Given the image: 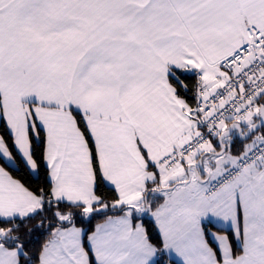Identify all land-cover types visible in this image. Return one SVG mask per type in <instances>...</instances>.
Wrapping results in <instances>:
<instances>
[{
    "label": "snow or ice",
    "instance_id": "6c2138e0",
    "mask_svg": "<svg viewBox=\"0 0 264 264\" xmlns=\"http://www.w3.org/2000/svg\"><path fill=\"white\" fill-rule=\"evenodd\" d=\"M0 264H264V0H0Z\"/></svg>",
    "mask_w": 264,
    "mask_h": 264
},
{
    "label": "trees",
    "instance_id": "16d2710c",
    "mask_svg": "<svg viewBox=\"0 0 264 264\" xmlns=\"http://www.w3.org/2000/svg\"><path fill=\"white\" fill-rule=\"evenodd\" d=\"M187 83L189 85V92L187 93V98L189 102H193V97L195 95V76H192L190 79L187 80ZM101 191L104 192L107 199H111L112 193H110L107 189H101ZM103 218L98 217L96 220L93 221V224L100 222Z\"/></svg>",
    "mask_w": 264,
    "mask_h": 264
},
{
    "label": "built area",
    "instance_id": "2783aa9c",
    "mask_svg": "<svg viewBox=\"0 0 264 264\" xmlns=\"http://www.w3.org/2000/svg\"><path fill=\"white\" fill-rule=\"evenodd\" d=\"M195 84H196V79H195Z\"/></svg>",
    "mask_w": 264,
    "mask_h": 264
},
{
    "label": "crops",
    "instance_id": "0c3cea01",
    "mask_svg": "<svg viewBox=\"0 0 264 264\" xmlns=\"http://www.w3.org/2000/svg\"><path fill=\"white\" fill-rule=\"evenodd\" d=\"M189 103H193V102H189ZM175 259V258H174Z\"/></svg>",
    "mask_w": 264,
    "mask_h": 264
}]
</instances>
